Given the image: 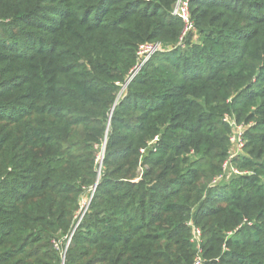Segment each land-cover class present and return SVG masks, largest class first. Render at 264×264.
Returning a JSON list of instances; mask_svg holds the SVG:
<instances>
[{
    "label": "trees",
    "instance_id": "1",
    "mask_svg": "<svg viewBox=\"0 0 264 264\" xmlns=\"http://www.w3.org/2000/svg\"><path fill=\"white\" fill-rule=\"evenodd\" d=\"M177 2L0 0V264H264V0Z\"/></svg>",
    "mask_w": 264,
    "mask_h": 264
},
{
    "label": "built area",
    "instance_id": "2",
    "mask_svg": "<svg viewBox=\"0 0 264 264\" xmlns=\"http://www.w3.org/2000/svg\"><path fill=\"white\" fill-rule=\"evenodd\" d=\"M172 14L180 16L185 23L184 29L182 31V34L178 42V45H179L183 42L184 36L189 31L194 30L192 22L190 21V16H189V11H188V0H178L174 10L172 11ZM159 51H164V49L162 48L161 44L158 42L141 44L138 47V51H137V55L140 61L136 66H134V68L130 72V75L128 76L127 81H129L133 77V75L139 70L142 64L151 55ZM224 120L228 122L231 127V131L229 134L230 148L228 151V157L222 164V174L219 175L217 178H215L214 182L220 179H223L224 177H227L228 175L240 173L231 164V159L241 152L242 147L244 146V143H245L244 132L247 126L244 123H240V122L238 123L234 118H231L229 116H225ZM191 227H192L191 241L198 245V243L200 242L201 231L199 228L195 226H191ZM69 240H70V237H68L67 239L66 247L69 243ZM63 259H64V254L62 255V264H63ZM199 263H200V257L197 256L194 264H199Z\"/></svg>",
    "mask_w": 264,
    "mask_h": 264
},
{
    "label": "rangeland",
    "instance_id": "3",
    "mask_svg": "<svg viewBox=\"0 0 264 264\" xmlns=\"http://www.w3.org/2000/svg\"><path fill=\"white\" fill-rule=\"evenodd\" d=\"M192 32L194 33L192 36H191V39H192V41H194V40H196V35H195V31L194 30H192ZM190 33V32H189ZM189 33H187L185 36H184V38H183V41H184V39L187 37V35L189 34ZM101 158H102V156H100V158H99V160L101 161ZM99 161V162H100ZM88 201H89V196L86 194V195H84L83 196V198H82V208H83V210H85L86 209V207H87V204H88Z\"/></svg>",
    "mask_w": 264,
    "mask_h": 264
},
{
    "label": "water",
    "instance_id": "4",
    "mask_svg": "<svg viewBox=\"0 0 264 264\" xmlns=\"http://www.w3.org/2000/svg\"><path fill=\"white\" fill-rule=\"evenodd\" d=\"M103 151H104V148H103ZM101 162V161H100ZM96 185H94V188H95Z\"/></svg>",
    "mask_w": 264,
    "mask_h": 264
}]
</instances>
